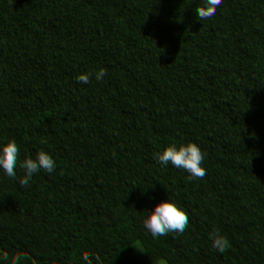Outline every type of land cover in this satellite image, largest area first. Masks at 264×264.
I'll return each mask as SVG.
<instances>
[{
  "label": "trees",
  "instance_id": "16d2710c",
  "mask_svg": "<svg viewBox=\"0 0 264 264\" xmlns=\"http://www.w3.org/2000/svg\"><path fill=\"white\" fill-rule=\"evenodd\" d=\"M209 2L0 0V264H264V0Z\"/></svg>",
  "mask_w": 264,
  "mask_h": 264
},
{
  "label": "clouds",
  "instance_id": "9594fccd",
  "mask_svg": "<svg viewBox=\"0 0 264 264\" xmlns=\"http://www.w3.org/2000/svg\"><path fill=\"white\" fill-rule=\"evenodd\" d=\"M207 10L210 13H218L217 20L223 22L227 19V13L220 11L216 0H210L207 4ZM102 11H105L102 9ZM206 31H213L214 26H205ZM170 38L177 42L182 40L180 31H173ZM224 62L229 65H237V72L240 75L245 74V70L251 72L258 71L264 67V61L257 57L253 52L246 50L244 47H231L224 54ZM239 137H237V140ZM228 140L224 137H201L199 149L203 153L219 154L224 151ZM203 208L210 219H214L223 229L225 235L239 236V225L243 222L244 214L247 211L246 205H233V194L231 191L223 192L220 195L213 196L203 202ZM166 246V250L172 253L174 264H186V253L180 250V247L186 246L185 237L169 234L167 237H160Z\"/></svg>",
  "mask_w": 264,
  "mask_h": 264
}]
</instances>
